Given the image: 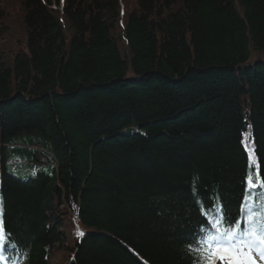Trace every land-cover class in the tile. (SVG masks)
<instances>
[{"label":"trees","instance_id":"1","mask_svg":"<svg viewBox=\"0 0 264 264\" xmlns=\"http://www.w3.org/2000/svg\"><path fill=\"white\" fill-rule=\"evenodd\" d=\"M250 154L264 0L0 1L7 264H193Z\"/></svg>","mask_w":264,"mask_h":264},{"label":"snow or ice","instance_id":"2","mask_svg":"<svg viewBox=\"0 0 264 264\" xmlns=\"http://www.w3.org/2000/svg\"><path fill=\"white\" fill-rule=\"evenodd\" d=\"M248 157V172L242 184V203L237 218L227 214L211 221L214 231L202 230V235L186 246L193 264H257L264 262V177L258 165ZM223 208L221 212L223 213ZM82 236L83 233H77ZM6 230L0 220V264H5L8 251Z\"/></svg>","mask_w":264,"mask_h":264},{"label":"rangeland","instance_id":"3","mask_svg":"<svg viewBox=\"0 0 264 264\" xmlns=\"http://www.w3.org/2000/svg\"><path fill=\"white\" fill-rule=\"evenodd\" d=\"M0 1H4V0H0ZM17 27H18V26H17ZM9 30L12 31V32L14 31L13 28H10ZM217 262H218L217 264H220V261H217Z\"/></svg>","mask_w":264,"mask_h":264}]
</instances>
